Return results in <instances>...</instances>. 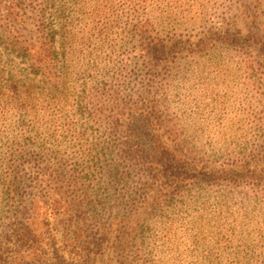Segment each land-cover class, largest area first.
I'll return each instance as SVG.
<instances>
[{
    "label": "trees",
    "instance_id": "1",
    "mask_svg": "<svg viewBox=\"0 0 264 264\" xmlns=\"http://www.w3.org/2000/svg\"><path fill=\"white\" fill-rule=\"evenodd\" d=\"M97 2L105 5L88 17ZM108 8V0H0V10L19 13L0 22L7 59H0V116L65 114L60 105L69 90L90 86L76 115L60 118L63 134L41 133L38 152L22 140L19 151L0 156V230L13 231L5 239L15 245L0 248V264H116L115 255L128 256L125 235L168 230L213 188L223 201L238 202L256 169L248 162L217 166L199 138L163 118L158 79L168 70L157 62L142 59L102 81V30L86 33L81 25L104 18ZM147 36L140 27L136 42ZM14 60L30 77L9 68Z\"/></svg>",
    "mask_w": 264,
    "mask_h": 264
},
{
    "label": "rangeland",
    "instance_id": "2",
    "mask_svg": "<svg viewBox=\"0 0 264 264\" xmlns=\"http://www.w3.org/2000/svg\"><path fill=\"white\" fill-rule=\"evenodd\" d=\"M95 5L105 4L89 6L88 17ZM108 6L104 18L86 19L81 25L86 33L102 30V81L116 79L115 72H128L142 59L157 62L168 70H161L158 79L163 118L199 138L217 166L248 162L256 167L238 202L223 201L218 197L221 189L213 188L207 199L185 207L168 230H119L133 231L124 234L128 256L114 254L118 259L112 261L264 264V0H108ZM9 13L11 19L19 14L0 10V22L10 21ZM140 27L148 32L144 44L136 42ZM5 58L0 51V59ZM13 67L30 77L28 66L19 60ZM89 91L90 86L69 90L67 104L60 105L65 114L51 110L38 120L21 118L13 110L2 113L0 156L19 151L22 140L25 150L38 152L41 133L63 134L60 118L74 117ZM3 192L0 186V196ZM11 232L0 230V239ZM12 239L0 242V248H14Z\"/></svg>",
    "mask_w": 264,
    "mask_h": 264
}]
</instances>
